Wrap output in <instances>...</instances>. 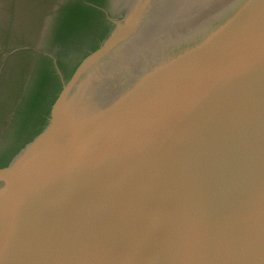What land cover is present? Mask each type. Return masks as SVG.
Instances as JSON below:
<instances>
[{"label":"water","instance_id":"water-1","mask_svg":"<svg viewBox=\"0 0 264 264\" xmlns=\"http://www.w3.org/2000/svg\"><path fill=\"white\" fill-rule=\"evenodd\" d=\"M0 168V264H264V0H123Z\"/></svg>","mask_w":264,"mask_h":264},{"label":"trees","instance_id":"trees-1","mask_svg":"<svg viewBox=\"0 0 264 264\" xmlns=\"http://www.w3.org/2000/svg\"><path fill=\"white\" fill-rule=\"evenodd\" d=\"M109 1L66 0L47 14V32L38 49L29 46L7 51L11 64H0V168L47 124L62 88L53 59L66 82L81 61L109 37L114 28L108 20Z\"/></svg>","mask_w":264,"mask_h":264},{"label":"rangeland","instance_id":"rangeland-1","mask_svg":"<svg viewBox=\"0 0 264 264\" xmlns=\"http://www.w3.org/2000/svg\"><path fill=\"white\" fill-rule=\"evenodd\" d=\"M49 1L51 0H0V64H11V61L6 59L10 49L40 47L41 25L37 31V21L41 18L40 22L43 23V12H47L53 5L52 1ZM4 69L7 71L5 67ZM5 75L6 73L3 76Z\"/></svg>","mask_w":264,"mask_h":264},{"label":"flooded vegetation","instance_id":"flooded-vegetation-1","mask_svg":"<svg viewBox=\"0 0 264 264\" xmlns=\"http://www.w3.org/2000/svg\"><path fill=\"white\" fill-rule=\"evenodd\" d=\"M51 1L53 3L52 7L47 12L44 11L42 14V16H44V21H45V22L43 21V23L41 24V29H40V35L42 36V41H43L44 36L47 32V28H48V24H49V18L50 17H48L47 14L55 11L57 9V7L59 6V4L64 3V1H66V0H54V1L51 0ZM51 1H49V2H51ZM124 7L125 6L123 3V0H110L109 1L108 12L110 15L108 16V20L113 24V26H114V22L119 21L124 17V14H125ZM43 9H45V7ZM46 18H47V20H46Z\"/></svg>","mask_w":264,"mask_h":264}]
</instances>
